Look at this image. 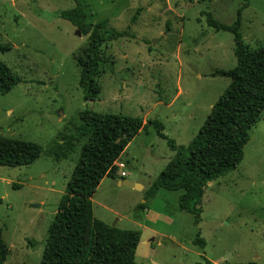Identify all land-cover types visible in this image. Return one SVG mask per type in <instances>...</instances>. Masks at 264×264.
Instances as JSON below:
<instances>
[{"label": "rangeland", "instance_id": "1", "mask_svg": "<svg viewBox=\"0 0 264 264\" xmlns=\"http://www.w3.org/2000/svg\"><path fill=\"white\" fill-rule=\"evenodd\" d=\"M81 2L86 22L101 23L106 35L124 32L101 44L104 68L93 101L82 100L74 62L87 34L55 15L74 1L0 0V45L10 44L0 60L19 77L0 93V134L41 148L30 164L0 165V229L8 248L3 264H38L46 227L85 139L76 137L80 110L158 121L163 134L185 145L228 82L211 73L235 63L231 34L208 27L206 13L230 23L244 5V42L264 44V0ZM242 152L232 170L206 185L193 224L191 214L177 209L180 191L144 197L173 153L148 123L122 155L127 177L141 181L143 190L105 177L92 194V213L117 228L141 230L137 264H264V113L248 129Z\"/></svg>", "mask_w": 264, "mask_h": 264}, {"label": "trees", "instance_id": "2", "mask_svg": "<svg viewBox=\"0 0 264 264\" xmlns=\"http://www.w3.org/2000/svg\"><path fill=\"white\" fill-rule=\"evenodd\" d=\"M73 1V7L56 11L55 15L75 25L82 34H87V42L74 57V62L78 67L77 83L82 100L93 101L99 91L97 78L104 68L101 44L124 35V32L112 31L106 35L101 23L85 21L81 0ZM243 7L236 9L235 18L230 23L219 22L208 12L205 15L208 27L231 34L235 63L231 68L216 69L211 73L226 77L228 82L187 144H175L162 133V125L158 121L148 119L143 122L137 116L98 113L88 108L78 112L80 124L76 137L85 139L46 227L38 264H137L134 252L139 242V230L117 228L94 217L91 196L102 177H116L114 161L131 138L146 129L148 123L152 124L158 136L166 140L173 154L152 179L144 197L155 194L159 189L180 191L177 209L191 214L193 224L199 222L206 185L239 163L248 139V129L264 113V44L250 48L244 42L239 31ZM9 47L10 44L0 45V50H8ZM18 82L19 77L0 60V93L8 92ZM40 150L34 142L0 134V165L30 164ZM66 155L62 152L60 158ZM143 204L138 206L143 207ZM195 240L200 245L204 244L199 237ZM7 253L0 229V264H3ZM194 264L213 263L204 259Z\"/></svg>", "mask_w": 264, "mask_h": 264}, {"label": "crops", "instance_id": "3", "mask_svg": "<svg viewBox=\"0 0 264 264\" xmlns=\"http://www.w3.org/2000/svg\"><path fill=\"white\" fill-rule=\"evenodd\" d=\"M143 121V120H142ZM144 122V121H143ZM145 129H142V130H140V131H138L132 138H131V140L127 143V145H126V147L124 148V150L118 155V157L116 158V160L114 161V162H117V163H120L121 164V167L118 169V173H117V175H116V177H114V179H115V183L116 184H118V185H122V180L123 179H127V180H129V181H131V182H133V183H135V184H138L139 185V188H132V187H129L130 189H134L135 191H142L143 190V188H144V184L141 182V181H139V180H137V179H131V178H129V177H127V172L124 170V168H125V166H126V164H127V159H125V158H123L122 157V155L126 152V150H127V147L129 146V144L135 139V137H136V135H138L140 132H142V131H144ZM157 135V134H156ZM158 136V135H157ZM158 137H160V136H158ZM161 138V137H160ZM170 151H172V150H170ZM173 152V151H172ZM173 154V153H172ZM172 156V155H171ZM169 159L170 158H167L166 159V161L164 162V165H163V167L167 164V162L169 161ZM119 170H123L124 172H125V175L124 176H120V174H119ZM161 171V170H160ZM159 171V172H160ZM159 174V173H158ZM157 174V175H158ZM106 176H104V177H102V179L101 180H103L104 178H105ZM110 178V177H109ZM155 178V177H154ZM100 180V181H101ZM150 182V181H149ZM147 185H148V183H146ZM98 185H99V183H98ZM126 187H128V186H126ZM93 196V195H92ZM92 196H91V209H93V207H92V204H93V198H92ZM92 215H93V213H92ZM94 216V215H93ZM95 217V216H94ZM121 217V216H120ZM143 226V225H142ZM144 227V229L145 228H147V227H145V226H143ZM143 229V228H142ZM141 230H139V232H140ZM141 235H139V237H140Z\"/></svg>", "mask_w": 264, "mask_h": 264}, {"label": "water", "instance_id": "4", "mask_svg": "<svg viewBox=\"0 0 264 264\" xmlns=\"http://www.w3.org/2000/svg\"><path fill=\"white\" fill-rule=\"evenodd\" d=\"M122 185L128 186V187H132V188H138V186H139L138 184H135V183H133V182L127 180V179H123L122 180Z\"/></svg>", "mask_w": 264, "mask_h": 264}, {"label": "built area", "instance_id": "5", "mask_svg": "<svg viewBox=\"0 0 264 264\" xmlns=\"http://www.w3.org/2000/svg\"><path fill=\"white\" fill-rule=\"evenodd\" d=\"M114 164L116 165V167L119 169L121 167L120 163L114 162ZM119 174L120 176H124L125 172L123 170H119Z\"/></svg>", "mask_w": 264, "mask_h": 264}]
</instances>
